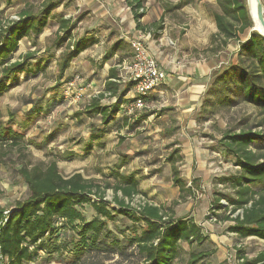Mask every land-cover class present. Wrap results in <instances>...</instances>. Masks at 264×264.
I'll use <instances>...</instances> for the list:
<instances>
[{
  "label": "rangeland",
  "instance_id": "374dc122",
  "mask_svg": "<svg viewBox=\"0 0 264 264\" xmlns=\"http://www.w3.org/2000/svg\"><path fill=\"white\" fill-rule=\"evenodd\" d=\"M42 1L0 0V22L17 19L19 11L25 7L36 11ZM174 1L149 0L148 4L149 7H154L152 12L155 17H158L161 6L173 4ZM261 1L264 3V0ZM185 10L187 26L192 28L203 26L205 33L210 30L211 9L196 2L186 6ZM79 14L81 13L75 14V22L80 21L84 16L82 14L78 17ZM53 18L57 20L56 15ZM155 23L158 24L157 21ZM55 26L54 22H49L38 36L21 39L18 49L13 52V60L26 52L33 53L34 58L30 59L24 70L5 80L9 87L0 97V126L4 128L5 133L10 127L21 132V148L24 154L22 156V152L20 153L16 148L0 147V206L10 207L15 200L27 196L26 183L18 173L23 162L45 164L54 159L62 176L80 172L83 177L94 180L100 186H104L107 182L115 183L113 174L115 170L122 174H135L140 183L141 193L127 201L132 208L143 202L168 206L173 200H178L175 213L182 215L188 210L185 214H196L197 219L204 222L207 240L192 246L181 242L179 264H184L188 260L191 251L209 253L208 251L216 248L214 253L200 261L202 263L197 264H203V262L238 264L240 262L236 257L238 249H241L247 258H253L258 252L263 251L264 240L256 237L238 238L230 234L226 231V226L230 222L211 218L213 216L209 210L212 200L217 195L226 197L233 193L228 184H220L217 180L223 176H234L239 170L233 155L224 153L220 145L219 139L223 131H237L245 128L264 135V113L261 109L244 102H238L229 107L221 106L210 93V101L204 105L205 91L198 101L201 104L196 107L193 122L178 126L176 119L171 123L168 120V116L176 118L181 115L180 110L172 106V101L177 95L169 96L168 89L162 88L164 90L151 92L152 94L146 96L142 107L130 105V100L126 104L119 105L121 113L148 116V122L140 121V131L134 132V129L132 134L116 131L110 123L103 125L98 115H74L98 93L97 89L103 88L101 84L106 72L103 69L104 66L116 65L118 61L117 57L110 58L108 55L111 44L103 42L90 53L84 55L81 52L70 62L63 75L58 77L57 61L65 44L58 46L55 43L57 30ZM78 33L79 31L73 32L72 38ZM132 34L130 32L128 36L131 37ZM206 36V34L199 35L200 42L194 56L205 55L201 50L207 46ZM167 37L164 39V43L166 42L164 55L166 52H173L174 45H171L169 41L175 44L177 33L169 34ZM120 53L126 55L125 59L130 58L131 51L126 44L120 48ZM152 56L156 58L153 54ZM235 57V42L213 57L214 67L211 71L209 86L218 73L220 74L230 63L236 61ZM119 64H117L120 77L118 82L125 85L127 78ZM94 79L95 83H93ZM132 95V91L126 92V96L130 99ZM116 100L115 97L105 98L101 100V103L112 104ZM155 117L159 120L157 123ZM102 128L105 129L104 135L96 136L95 132L100 133ZM182 131L187 135L190 134L186 146L191 147L196 155L195 160H203V169L198 170L192 167V170H187L185 165L182 166L185 161L181 151L184 140L178 138L177 134ZM88 139L94 146L86 150L84 148ZM174 148H178L179 153L182 154L181 160L176 163L180 178L186 184H193V176L198 184L193 194H183L184 197H181L182 195L176 189L177 186L171 180L172 173L169 162L166 160L167 155ZM117 166L120 167L116 168ZM208 167L211 169L208 170ZM198 174L201 175L198 176ZM262 184L257 183L254 186ZM104 195L106 199L112 201L114 195L112 188H106ZM221 202L225 204L226 199L222 198ZM79 210L88 219L94 216L90 204L80 206ZM205 215L210 217L206 218ZM106 227L114 228L120 235L118 242L120 243L123 239L126 246L129 244V239L138 233L126 216L116 215L112 222L105 220L104 229ZM53 233L52 246L63 248L67 252L55 255H52L50 251L39 252V257L34 262L24 264H67L70 262H62V260H71L73 257L76 258L75 264H128L120 258L110 260L111 251L90 249L91 251L88 250L85 253L79 234L66 225L56 227ZM79 247L81 253H79Z\"/></svg>",
  "mask_w": 264,
  "mask_h": 264
},
{
  "label": "trees",
  "instance_id": "16d2710c",
  "mask_svg": "<svg viewBox=\"0 0 264 264\" xmlns=\"http://www.w3.org/2000/svg\"><path fill=\"white\" fill-rule=\"evenodd\" d=\"M124 1L132 12L136 29L150 31L151 27H155L154 37H157L156 30L162 29L161 24L142 25L140 22L145 14V0ZM197 1L176 0L173 4L162 5L163 12ZM57 5L56 0H43L36 11L25 7L19 11L17 19L0 22V97L9 87L5 80L24 70L34 58L33 53L26 52L18 59H12L19 41L41 34ZM248 11L246 0H215L212 17L216 30L201 51L205 56L215 57L235 42L236 61L218 73L207 88L204 105L209 103L210 93L221 106L244 102L255 105L264 113V36L252 29L253 22ZM74 27L75 23L70 19L58 18L55 43L58 46L65 44L57 61L58 77L63 75L74 58L96 43L91 37L72 38ZM115 44L114 50L120 42ZM118 79L117 67H110L102 90L74 115H98L102 124L113 121L120 109L122 96L131 87L130 82L122 85ZM112 97L117 99L113 104L101 103L102 99ZM21 138V132L10 127L5 133L0 126V147L16 148L21 153ZM219 141L223 150L233 155L239 170L234 176L217 180L220 184L228 183L233 193L226 197L217 195L212 200L209 209L211 218L230 221L227 230L240 238L254 236L264 240V135L241 128L223 131ZM181 158L179 149L174 148L166 160L170 165L172 182L184 197L183 194H191L192 188L198 187V184L197 180H192L193 184L186 186L180 178L176 163ZM18 173L26 183L28 194L15 200L10 207L0 206V264H24L36 259L39 251H52L51 240L58 226L75 227L76 224L80 227L83 243L93 245L104 231L105 220L112 221L116 215L128 217L135 228L142 224L139 233L131 238L134 256L138 260L133 264H179L181 242H186L188 246L199 245L207 238L193 218L174 216L178 200H173L168 206L143 202L132 208L127 201L141 193L138 179L132 173L122 174L115 170V183L107 182L100 186L94 180L84 178L80 172L62 176L54 159L45 164L23 162ZM257 183L263 184L255 187ZM110 187L114 194L112 201L104 195L105 189ZM222 198L226 199L225 204L221 202ZM84 204H90L96 214L88 221L84 220L79 210ZM207 255V252L191 251L184 264H197ZM236 257L240 260L238 264H264V250L253 258H247L238 249Z\"/></svg>",
  "mask_w": 264,
  "mask_h": 264
},
{
  "label": "crops",
  "instance_id": "0c3cea01",
  "mask_svg": "<svg viewBox=\"0 0 264 264\" xmlns=\"http://www.w3.org/2000/svg\"><path fill=\"white\" fill-rule=\"evenodd\" d=\"M56 1H58V5L53 11L51 17H49V22H54L56 25L55 30L58 27V18L63 17L66 19H70L71 22L75 23V27L72 33L73 32L75 33V31H79L78 35L74 36L73 34L75 39L91 37L96 40V43L94 45L82 51L84 55L92 52L94 48L98 47L99 44L103 42H107L111 44L110 46L111 49L109 50V53H108L110 58L117 57V61H118L117 64H119L120 61L122 62L125 59L126 55L124 56L120 53V48L124 47V44H126L128 46V49L131 51L129 44L127 43L126 37L128 36L130 32L134 33L138 29H136V26H135L136 23L133 19L132 12L126 6L124 0H56ZM175 2L176 0L174 1V3ZM197 2L202 3L203 7H206L207 9L209 8L212 11L214 9L215 0H199ZM148 3H149V0H145V14L140 19V22L142 25H150L152 23H155V21H157L158 24H161L163 26L162 29L156 30L158 34L157 37H154L155 27H151L149 34L146 36V44H147L149 51L156 57L158 64L166 71L164 81L160 84V86L157 89L153 90L152 93L156 91L158 92L162 88H165V89H168L169 96L170 94H173L174 96L176 94L177 96L172 101V106L175 107L177 110H180L181 115L180 116L178 115L176 118H172L171 116H168V120L171 123L172 121L176 119V124L178 126L184 123L190 124L193 122V118L197 111L196 107H198L201 104L198 101L200 100L201 96L204 95V92L206 91V89L208 88L210 84L209 83L210 75H211L212 68L214 67V61H213L212 56H205L201 54H199V57L194 56L195 51H197V48L200 42L199 35L206 34L207 35L206 43L208 44L209 42L208 38H210V35L216 30L213 17H212V25L210 26L211 28L208 32L205 33V28L203 26H195V28H192V26L191 27L187 26V23L185 21L186 20L185 17H187V14H186L187 12L185 8L186 6H190V4L183 6L180 9H174L166 13L163 12V8L161 6V9H159V16L155 17V15L152 12L154 7L153 6L149 7ZM76 13H81L78 15V17L84 14V16L78 22L74 21V18H76L75 17ZM55 15H56L57 20H54L53 18ZM49 22L47 21V24ZM176 33H177V38H176L175 44H172L171 42V45H174L173 52H166V55H164L163 54L164 49H165L164 45L166 43V42L164 43V39L167 37V35L169 34L174 35ZM117 42H120V44L114 50L113 46L116 45L115 43ZM229 45H231V43ZM117 64L116 65L110 64L108 66H104L103 69L106 72H105V77L102 80L101 88L103 87V84L108 77L109 68L117 67L118 66ZM93 83H95V79ZM101 90L102 89H97V92ZM128 97L129 96H126V94L122 96V99L119 102V105L124 104V103L126 104L127 102H129V100L131 101L130 97L129 98ZM119 111L115 119L109 122L110 125L113 127V129L116 131L119 130L120 132L132 134L134 129H135L134 132L140 131L139 126L142 121L145 123L148 122L147 121L148 116L146 115L137 116V114H130L127 112L121 113ZM99 121H101L100 117H99ZM158 121L159 120L156 118V123ZM103 125H107V124H103ZM100 131H101L100 133L97 131L95 132L96 136L104 135L105 129L102 128ZM177 134L179 135L178 138H182L184 140L182 143L181 151L183 155L185 156V161H184V164H182V166L185 165L187 170H192V167H196L198 170L203 169V160H195L194 157L196 158V155L194 154V152H192L191 147L189 145L186 146L188 144V139L190 138V134L187 135V133L183 131L178 132ZM96 143H101V142L96 141ZM92 146H94V144L90 141V139H88L85 144L84 149L86 150L91 149L90 147ZM223 152L227 153L224 150ZM210 157L212 158V156ZM209 169L211 168L208 167V170ZM73 173L74 172H72L71 174ZM71 174L66 175L64 177H68ZM126 174H131V173H126ZM186 174L189 177L188 173ZM200 175L201 174H198V176ZM223 177H231V175L223 176ZM84 178H87V177H84ZM135 178L137 177L135 176ZM171 180H172V176H171ZM192 180H195L193 176H192ZM139 184L140 183L138 180V188H139ZM227 184L228 183H225L223 185H227ZM190 185H191L190 183L186 184V186H190ZM228 187L231 188L230 185ZM176 189L178 193H180L178 186ZM194 191L195 190L193 187L192 194L194 193ZM153 204L158 205L157 203H153ZM90 207L92 208L91 205ZM175 208H174V216L176 218H186V217L193 218V220L198 225L201 226L203 234L206 235L204 233V227H205L204 222H202V220L197 219L196 214L194 213L185 214V213H188V210H187L184 214L180 215V214L175 213ZM92 210L94 213L93 217H95L96 215L95 211L93 208ZM81 213L85 221H88L91 218H93L91 217L88 219L85 217L83 212ZM205 217L208 218V216L206 215ZM218 221H222V220H218ZM225 221H228V220H225ZM225 221H222V222H225ZM141 225L142 224H138V227L136 228L138 230L137 231L138 233H139V230H140L139 228ZM74 226H75L74 228H72V226H67V227H70L73 231L76 230V232L79 234L78 235L79 239L82 241L81 234H80V227L79 226L76 227V224H74ZM226 231L229 232L227 230V226H226ZM229 233L238 237L235 233H232V232H229ZM134 236H132V238ZM118 237H120V235H118V232L114 230V228L106 227L104 231L102 232V234L94 242L93 245H86L83 243L85 245V247L83 246V249L85 250V253L88 250L91 251L90 249H94L95 251L98 249L107 250V251H111L109 255L110 260L115 259V258H120L121 260L128 262V264L137 262L138 260H136L134 256V252H135L134 244L131 243V239H129V242H128L129 244H127L126 246L123 239L120 241V243L118 242L117 240ZM249 237H254V236H249ZM78 250H80L79 253H81L80 247L78 248ZM215 251H216V248L215 250L213 249V250L208 251L209 253L206 257L210 256ZM50 252H52L51 253L52 255H55L56 253L57 254L66 253L67 250L52 246V251ZM102 253L104 252L102 251ZM38 257H39V253L36 259ZM36 259H34L31 262H34ZM62 262H76V258L73 257L71 260L69 259L62 260ZM205 263L206 262H203V264ZM210 263L213 264V262H210ZM217 264H220V262H217Z\"/></svg>",
  "mask_w": 264,
  "mask_h": 264
},
{
  "label": "built area",
  "instance_id": "2783aa9c",
  "mask_svg": "<svg viewBox=\"0 0 264 264\" xmlns=\"http://www.w3.org/2000/svg\"><path fill=\"white\" fill-rule=\"evenodd\" d=\"M148 34L149 31L136 30L131 37H126L131 48V55L129 59H124L120 63L125 71L127 82L131 83L127 91L133 92L130 105L136 107L144 105L145 97L160 86L166 75L165 70L158 64L147 47L146 36ZM169 43L171 44V41Z\"/></svg>",
  "mask_w": 264,
  "mask_h": 264
},
{
  "label": "water",
  "instance_id": "95a60500",
  "mask_svg": "<svg viewBox=\"0 0 264 264\" xmlns=\"http://www.w3.org/2000/svg\"><path fill=\"white\" fill-rule=\"evenodd\" d=\"M253 1V14L249 12L251 20L253 22V28L264 36V6L261 0Z\"/></svg>",
  "mask_w": 264,
  "mask_h": 264
},
{
  "label": "bare ground",
  "instance_id": "6f19581e",
  "mask_svg": "<svg viewBox=\"0 0 264 264\" xmlns=\"http://www.w3.org/2000/svg\"><path fill=\"white\" fill-rule=\"evenodd\" d=\"M247 1V6L248 10L250 11L251 14H253V1L252 0H246Z\"/></svg>",
  "mask_w": 264,
  "mask_h": 264
}]
</instances>
